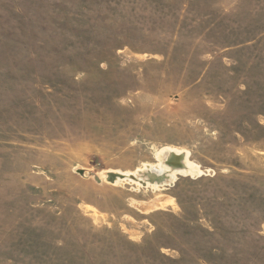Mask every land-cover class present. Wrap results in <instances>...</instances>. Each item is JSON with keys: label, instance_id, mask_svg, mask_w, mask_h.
Segmentation results:
<instances>
[{"label": "rangeland", "instance_id": "1", "mask_svg": "<svg viewBox=\"0 0 264 264\" xmlns=\"http://www.w3.org/2000/svg\"><path fill=\"white\" fill-rule=\"evenodd\" d=\"M0 264H264V0H0Z\"/></svg>", "mask_w": 264, "mask_h": 264}, {"label": "bare ground", "instance_id": "2", "mask_svg": "<svg viewBox=\"0 0 264 264\" xmlns=\"http://www.w3.org/2000/svg\"><path fill=\"white\" fill-rule=\"evenodd\" d=\"M158 153L157 159L159 162L144 164L142 168H138L134 172L116 174V182H134L140 186L159 189L160 187L172 185L178 175L194 177L199 174L197 166L189 160L188 152L161 149ZM171 158L179 160L181 164L178 167H170L167 163ZM151 175L155 178L154 181H149Z\"/></svg>", "mask_w": 264, "mask_h": 264}, {"label": "water", "instance_id": "3", "mask_svg": "<svg viewBox=\"0 0 264 264\" xmlns=\"http://www.w3.org/2000/svg\"><path fill=\"white\" fill-rule=\"evenodd\" d=\"M167 164L170 165V167H174V166L178 167L181 163L179 162V160H176V159H172V158H171V160L168 161ZM115 177H116V174H112V173H110V174L108 175V180H109L110 182H113V181L115 180ZM154 179H155V178H154L152 175L149 176V181H154Z\"/></svg>", "mask_w": 264, "mask_h": 264}]
</instances>
